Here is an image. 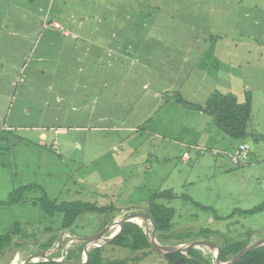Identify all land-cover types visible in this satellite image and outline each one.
Instances as JSON below:
<instances>
[{"label":"rangeland","instance_id":"rangeland-1","mask_svg":"<svg viewBox=\"0 0 264 264\" xmlns=\"http://www.w3.org/2000/svg\"><path fill=\"white\" fill-rule=\"evenodd\" d=\"M157 1L165 0L145 1L143 23L146 28L149 23L146 13L155 10L153 3ZM172 9L165 3L154 11L150 29L156 33L158 41L153 46L144 45L145 53L152 49L170 51L174 43L177 53L183 54L186 47L196 52L202 42L196 34L202 35L210 26L217 28V24H221L222 27L217 28L221 31L212 41L230 47L240 36L241 50L255 51L252 60L250 57L249 63H243L238 69L239 76L234 77L236 90L253 94L248 129L256 135L254 150L240 158L241 164H233L229 155L240 140L219 131L210 115L184 107L161 88L163 81L174 82L170 76L173 66L179 67L177 62L161 66L157 60H144L142 69L129 70L126 107L122 105L119 112L114 109L109 119L100 122L92 118L93 125H88L87 129L72 134L70 131L64 136L49 131L46 145L45 141L43 145L31 144L11 132H6L5 139L0 136V234L9 231L16 221L21 224L19 234L13 236L11 244L0 254V264H11L16 255V264H19L41 249H46L49 257L64 258L68 250L79 243L83 245L76 237L109 236L116 230L115 221L128 213H144L149 197L166 190L171 191L174 198H162L159 203L173 207L175 212L168 245L202 240L214 247H223L235 242L250 245L264 238V206L256 213L242 212L264 202V50L260 48L264 47V4L258 3L256 10H250L253 12L250 18L244 16L247 5L240 6L238 13L234 7L230 15L234 13L235 20L217 23L205 18L208 14L201 6L183 2L178 12ZM189 62L180 67L189 68L176 75L181 86L189 70L193 71L189 81L200 79L199 67ZM143 82L151 83L142 93ZM180 91L187 101L203 104L206 100L201 93H191L188 86ZM241 98L239 100H243ZM203 123L207 125L206 130L214 128V136L221 135L226 143L216 141L212 147H205L201 132L197 131ZM76 134L80 143L64 141V137L72 135L73 139ZM53 139L58 143V152L49 147ZM203 147L217 148L218 154L198 153L197 148ZM185 152L189 153L188 159H184ZM27 184L32 186L21 193L22 200L1 203L7 201L15 189ZM43 191L57 203L83 200L116 208L104 214L80 215L70 231H62V214L56 212L48 216L40 206ZM148 221L150 229L152 224ZM51 238L56 242L43 248ZM102 246L107 259L130 257L127 264H168L155 250L134 252L111 244ZM197 249L206 257L199 264H213V252L205 247Z\"/></svg>","mask_w":264,"mask_h":264},{"label":"crops","instance_id":"crops-1","mask_svg":"<svg viewBox=\"0 0 264 264\" xmlns=\"http://www.w3.org/2000/svg\"><path fill=\"white\" fill-rule=\"evenodd\" d=\"M145 1L148 0H0L1 138L11 132L31 144L43 145L45 141L46 145L49 131L64 136L87 129L93 125L92 118L100 122L109 119L114 109L119 112L126 107L129 70L142 69V62L148 59L157 60L161 66L177 62L179 67L173 66L170 76L174 82L160 81L169 96L175 91L181 93L187 86L191 93H201L205 99L215 90L232 92L239 99L244 96L235 89L234 77L239 76L243 63L252 60L255 51H242L240 36L230 47L212 41L219 36L217 32L221 30L217 28L221 24L208 27L202 35L195 33L202 41L196 52L186 47L183 54L177 53L174 43L170 51L152 49L145 53L144 45L153 46L158 41L150 27L154 11L165 3L177 12L183 2L201 6L208 14L205 18L217 23L235 20L231 9L236 7L238 13L243 5H247L244 16L249 17L253 14L250 10H256L264 0L157 1L153 3L155 10L146 13L148 28L143 23ZM53 22L60 23L64 31L52 27ZM187 61L199 67L200 79L189 81L193 73L189 70L181 86L176 75L189 68H180ZM150 83L143 82L142 93ZM179 86L180 90H176ZM249 92L252 108L253 94ZM206 127L203 123L197 128L205 147H212L216 141L226 143L221 135L214 136V128ZM69 140L79 142V136L64 137L66 143Z\"/></svg>","mask_w":264,"mask_h":264},{"label":"trees","instance_id":"trees-1","mask_svg":"<svg viewBox=\"0 0 264 264\" xmlns=\"http://www.w3.org/2000/svg\"><path fill=\"white\" fill-rule=\"evenodd\" d=\"M179 104L188 109L201 111L210 115L215 123L216 128L223 132L230 138L238 139L241 141H247L249 138L255 139L256 135L248 129L249 121L251 118V94L249 91L244 92L243 100H238L237 96L232 92H220L213 91L209 94L208 98L203 104L193 103L185 100L181 94L175 91L172 96ZM263 138L262 136H260ZM32 185H24L17 188L11 193L10 198L7 201H1V203L12 204L22 200L23 192L29 190ZM19 195V196H18ZM171 200L174 195L171 191H161L152 194L149 197L148 207L145 209L152 217L155 226V237L162 244H168L171 238L172 220L174 217V208L165 204L159 203L160 199ZM40 206L46 212L48 216H53L56 212L62 214V220L60 223V230L70 231L71 226L76 219L86 213L104 214L108 209H114L113 205H98L96 203L75 200V201H61L57 203L55 200L48 198L45 191L39 198ZM264 202L258 206L248 210H243L244 214L256 213L262 210ZM106 224V222L104 223ZM20 222L13 223L9 231L4 234H0V254L3 253L5 247L11 244L13 236L19 234L21 227ZM54 238H51L48 242L42 245L43 248H49L53 245ZM179 242H171L176 245ZM114 246L127 248L131 251H141L146 249H152L145 232L142 227L135 222H125L118 234L111 239L108 243ZM246 245H242L239 242L229 244L221 247L219 254L220 261H227L238 251H240ZM83 245L79 243L73 250H68L65 260L69 261H82ZM229 257L227 258L226 256ZM168 264H199L200 261H205L206 257L202 255V252L197 248H190L185 253L174 252L161 254ZM130 257L123 259H107L103 256V246H97L89 249L87 253V259L84 264H127ZM212 264L211 262H209ZM28 264H69L67 262H56L52 260L37 261ZM235 264H264V245L254 248L248 251L237 263Z\"/></svg>","mask_w":264,"mask_h":264},{"label":"water","instance_id":"water-1","mask_svg":"<svg viewBox=\"0 0 264 264\" xmlns=\"http://www.w3.org/2000/svg\"><path fill=\"white\" fill-rule=\"evenodd\" d=\"M246 142H247V145L249 146L250 151H253L254 150L253 140L248 139ZM148 219L150 220L152 224V227L150 229L148 226V222H149ZM128 221L135 222L142 227L143 231L145 232L147 236L149 243L152 246V249L155 250L157 253H160V254L174 253V252L184 253L190 248L205 247L209 249L211 252H213V261H212L213 264H235L248 251L264 245V238H263V239L256 241L255 243L246 245L240 251H238L235 255H233L229 260L220 261L219 254L221 252V247L219 246L214 247L212 244H210L207 241L198 240V241H192V242L181 243V244H176V245H168V244L160 243L155 237V226H154L152 217L149 215V213L146 210H144V213H138V212L128 213L122 218H120L118 221H115L114 224L116 225V230L107 237L101 238L100 234L76 237V241L83 242V258H82V261L80 262L69 261V260H65L64 258L55 259V258L49 257L48 255L49 253H47L46 249L44 250L41 249L40 251L35 252L32 255L28 256L26 259L21 261L19 264H28L31 262L47 261V260H52L56 262H67L69 264H84L87 259V253L89 249L93 247H97V246H102L103 244H106L107 242H109L111 239H113L118 234L122 225Z\"/></svg>","mask_w":264,"mask_h":264},{"label":"built area","instance_id":"built-area-1","mask_svg":"<svg viewBox=\"0 0 264 264\" xmlns=\"http://www.w3.org/2000/svg\"><path fill=\"white\" fill-rule=\"evenodd\" d=\"M52 27H54L55 29H59L61 31L63 30V27L61 26L60 23L58 22H53L51 24ZM51 149L55 150L56 152H58V143L57 141H53L51 143V145L49 146ZM198 153L200 154H204L205 152H210L213 155L218 154V151L216 149H208V148H197ZM250 149L249 146L247 145L246 141H241L240 144L238 145V147L233 151L232 154L229 155L230 160L233 164L235 165H239L241 164L240 158H244L248 155ZM184 159H188L189 157V153L185 152L184 154Z\"/></svg>","mask_w":264,"mask_h":264},{"label":"bare ground","instance_id":"bare-ground-1","mask_svg":"<svg viewBox=\"0 0 264 264\" xmlns=\"http://www.w3.org/2000/svg\"><path fill=\"white\" fill-rule=\"evenodd\" d=\"M18 262V255H16L11 264H16Z\"/></svg>","mask_w":264,"mask_h":264}]
</instances>
